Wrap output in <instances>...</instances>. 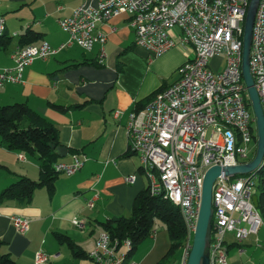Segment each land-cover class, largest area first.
I'll list each match as a JSON object with an SVG mask.
<instances>
[{"label":"built area","instance_id":"1","mask_svg":"<svg viewBox=\"0 0 264 264\" xmlns=\"http://www.w3.org/2000/svg\"><path fill=\"white\" fill-rule=\"evenodd\" d=\"M251 0H84L72 16L59 25L69 39L54 48L48 42L19 47L12 53L14 65L0 69V88L23 82L25 70L36 60H47L63 49L77 45L90 51L101 45L100 62L105 57L107 37L98 32L100 24L127 15L135 33V44L157 58L172 48L191 52L178 69V80L155 95L141 109L129 114L127 136L130 152L140 159L152 196H161L179 208L187 240L179 260L187 264L196 230L206 172L214 167L237 166L250 162L255 152L256 120L243 73V36ZM6 18L0 15V38L5 35ZM16 36V34H15ZM223 57L222 71L211 61ZM250 70L264 111V0L256 14ZM122 111L115 112L120 118ZM19 159L25 156L20 153ZM84 161L77 154L71 162L54 165L57 174L75 175ZM135 176L127 177L133 183ZM260 183L258 171L231 177L224 171L213 187L214 218L210 241V264H227L225 238L233 234L244 242L264 226L253 196ZM87 207H95V200ZM20 234L30 231V221L11 217ZM80 230L86 223L74 218ZM133 244L122 242L103 231L89 258L94 264H137L131 260ZM51 256L43 251L34 264H48Z\"/></svg>","mask_w":264,"mask_h":264},{"label":"crops","instance_id":"2","mask_svg":"<svg viewBox=\"0 0 264 264\" xmlns=\"http://www.w3.org/2000/svg\"><path fill=\"white\" fill-rule=\"evenodd\" d=\"M83 1L0 0V15L6 18L5 35L0 38V69L14 65L12 53L26 44L21 38L28 31L38 34L31 45L48 42L58 48L65 44L69 36L59 21L72 16ZM98 32L107 37L102 63L99 43L90 51L72 45L47 60H36L25 70L22 83L0 88V105L25 103L59 131L61 146L68 149L59 162H71L75 154L84 161L75 175L57 176L53 193L41 187L29 202L7 200L0 205V253L17 264H34L38 251L51 256L48 264H94L89 253L103 232L102 223L130 217L137 197L148 188L140 159L129 149V114L175 83L178 69L191 52L176 47L150 58L146 49L135 44L127 15L100 24ZM51 104L68 109L60 111ZM116 111H122L119 119ZM19 155L0 141V165L7 167L0 171V193L21 177L40 179L39 156L24 154L22 161ZM131 176L135 181L127 183ZM95 195V207L89 209L87 202ZM13 216L30 221L27 234L15 230ZM77 217L85 221L84 230L72 223ZM57 234L70 237L86 257H75ZM225 242L227 264L264 263V254L255 253V249L264 250V226L244 242L236 241L231 233ZM171 244L165 226L157 224L132 252L131 260L166 264Z\"/></svg>","mask_w":264,"mask_h":264},{"label":"trees","instance_id":"3","mask_svg":"<svg viewBox=\"0 0 264 264\" xmlns=\"http://www.w3.org/2000/svg\"><path fill=\"white\" fill-rule=\"evenodd\" d=\"M38 38V34L28 31L21 38L23 47L31 45ZM51 107L67 111L68 107L51 104ZM143 107V106H142ZM141 107V108H142ZM137 109H140L137 108ZM0 136L3 146L15 153L39 156L41 177L38 181L26 177L19 178L15 183L0 193V205L7 200L20 203L29 202L36 189L46 187L50 193L55 190L56 173L54 165L59 162L56 148L61 146L59 131L46 119L31 110L25 103L0 105ZM256 145V130L254 133ZM255 152L253 153L255 155ZM7 167L0 165V171ZM260 174L259 210L264 220V165L258 170ZM157 222L165 226L169 232L172 244L166 264H173L182 255L187 240V232L180 210L161 196H152L149 188L141 193L133 206L130 217L111 218L102 223L103 231L108 232L113 239L123 241L129 239L133 244V251L147 237L155 231ZM62 244H66L77 258L86 257L85 253L64 234L56 235ZM1 245V242H0ZM0 264H17L8 254L0 253ZM264 264V263H262Z\"/></svg>","mask_w":264,"mask_h":264},{"label":"water","instance_id":"4","mask_svg":"<svg viewBox=\"0 0 264 264\" xmlns=\"http://www.w3.org/2000/svg\"><path fill=\"white\" fill-rule=\"evenodd\" d=\"M260 0H251L246 15L244 36H243V63L242 73L249 95L250 104L256 120V153L253 159L237 166H214L210 168L204 177L202 200L196 230L193 236L192 247L187 264H210V241L212 234L214 208H213V187L217 178L224 171L227 175L234 177L247 175L258 171L264 165V111L261 100L254 86V80L250 70V55L252 48L253 27L258 11ZM56 152L62 158L67 156L68 149L59 146ZM253 203L259 208L258 196H253Z\"/></svg>","mask_w":264,"mask_h":264},{"label":"rangeland","instance_id":"5","mask_svg":"<svg viewBox=\"0 0 264 264\" xmlns=\"http://www.w3.org/2000/svg\"><path fill=\"white\" fill-rule=\"evenodd\" d=\"M225 65H226V60H225V58H223V57H219V58H215V59H213L212 61H211V66H212V69H214V70H218V71H222L224 68H225ZM0 141H1V136H0ZM255 155L254 154H252V156H251V158H253ZM259 176H260V174H259ZM157 224H161L160 222H157ZM162 225V224H161ZM255 253L257 254V255H260V254H264V250H257V249H255ZM245 261V260H244ZM245 264H252V263H247L246 261H245Z\"/></svg>","mask_w":264,"mask_h":264}]
</instances>
